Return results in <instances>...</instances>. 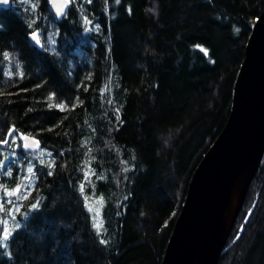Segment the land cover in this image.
<instances>
[{
	"label": "trees",
	"instance_id": "1",
	"mask_svg": "<svg viewBox=\"0 0 264 264\" xmlns=\"http://www.w3.org/2000/svg\"><path fill=\"white\" fill-rule=\"evenodd\" d=\"M263 10L264 0H71L60 19L49 0L0 9V264H162ZM21 135L41 147L25 150ZM226 262L264 264V157Z\"/></svg>",
	"mask_w": 264,
	"mask_h": 264
},
{
	"label": "water",
	"instance_id": "2",
	"mask_svg": "<svg viewBox=\"0 0 264 264\" xmlns=\"http://www.w3.org/2000/svg\"><path fill=\"white\" fill-rule=\"evenodd\" d=\"M12 0H0L9 9ZM71 0H49L60 19ZM63 5V11L60 6ZM252 32L234 89L229 119L198 165L176 219L162 264H220L264 157V10L250 22ZM30 42L41 47L39 31ZM25 150L39 140L21 135Z\"/></svg>",
	"mask_w": 264,
	"mask_h": 264
},
{
	"label": "rangeland",
	"instance_id": "3",
	"mask_svg": "<svg viewBox=\"0 0 264 264\" xmlns=\"http://www.w3.org/2000/svg\"><path fill=\"white\" fill-rule=\"evenodd\" d=\"M16 190H18V192H19L21 189L20 188H17ZM8 196L15 197L16 195L14 194V195H8ZM88 207H89V210H90V212L92 214L95 228L96 229H99L100 226H101V222L103 220L102 219V214H101V209H100V207L98 205H95L94 207L89 205ZM97 225H99V228L97 227ZM6 230H8V229H6ZM9 232L10 231H8V234H9ZM227 258H230V256H228ZM226 264H228V262H226Z\"/></svg>",
	"mask_w": 264,
	"mask_h": 264
},
{
	"label": "snow or ice",
	"instance_id": "4",
	"mask_svg": "<svg viewBox=\"0 0 264 264\" xmlns=\"http://www.w3.org/2000/svg\"><path fill=\"white\" fill-rule=\"evenodd\" d=\"M3 2H4V3H7L8 0H3ZM64 3L66 4V3H67V0H64ZM60 10L63 11V5L60 6ZM202 50H203V49H202ZM203 51H206V50H203ZM29 171H31V170H29ZM17 191H18V190H17ZM8 194H9V195H14L15 193H14V192H11V193H8ZM97 227L99 228V225H97ZM4 238L7 239V238H8L7 235H5Z\"/></svg>",
	"mask_w": 264,
	"mask_h": 264
},
{
	"label": "bare ground",
	"instance_id": "5",
	"mask_svg": "<svg viewBox=\"0 0 264 264\" xmlns=\"http://www.w3.org/2000/svg\"><path fill=\"white\" fill-rule=\"evenodd\" d=\"M111 80V79H110Z\"/></svg>",
	"mask_w": 264,
	"mask_h": 264
},
{
	"label": "flooded vegetation",
	"instance_id": "6",
	"mask_svg": "<svg viewBox=\"0 0 264 264\" xmlns=\"http://www.w3.org/2000/svg\"><path fill=\"white\" fill-rule=\"evenodd\" d=\"M1 200V199H0Z\"/></svg>",
	"mask_w": 264,
	"mask_h": 264
}]
</instances>
